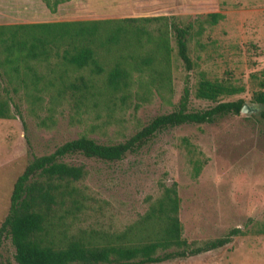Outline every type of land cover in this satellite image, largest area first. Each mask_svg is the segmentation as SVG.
<instances>
[{
  "label": "rangeland",
  "instance_id": "1",
  "mask_svg": "<svg viewBox=\"0 0 264 264\" xmlns=\"http://www.w3.org/2000/svg\"><path fill=\"white\" fill-rule=\"evenodd\" d=\"M50 13L40 0H0V25L170 16L190 25L187 43L192 69L187 72L188 106L198 110L213 103L194 98L201 76L242 89L217 101L241 100L251 111L211 124L181 125L155 135L136 154L103 163L80 156L86 178L77 184L88 208L72 229L121 231L145 212L162 185L176 184L181 237L192 245L223 236L232 228L243 235L213 251L157 264H264V235L253 233L264 223V106L250 101L264 91V0H73ZM222 16L215 24L206 15ZM170 92L144 93L116 102L111 113L88 114L61 103L30 105L13 97L22 121L0 119V222L6 214L12 183L32 155L51 152L67 140L85 135L99 142H121L177 103L186 71L170 40ZM0 82V86H4ZM110 116L108 117L107 115ZM199 170L195 175L193 166ZM6 241L3 264H16Z\"/></svg>",
  "mask_w": 264,
  "mask_h": 264
},
{
  "label": "trees",
  "instance_id": "2",
  "mask_svg": "<svg viewBox=\"0 0 264 264\" xmlns=\"http://www.w3.org/2000/svg\"><path fill=\"white\" fill-rule=\"evenodd\" d=\"M50 13L68 0H40ZM222 16L206 15L209 24ZM190 25L170 16L58 21L0 25V119L21 112L12 100L23 96L30 105L61 103L88 114H105L131 96L170 92L171 52L186 71L177 103L158 114L121 142H99L85 135L67 140L51 152L32 155L12 183L8 207L0 222L1 250L6 241L16 264H157L219 249L243 235L232 228L200 245L181 237L176 184L162 185L145 212L121 231L72 229L88 208L87 196L77 186L87 176L82 164L65 162L80 156L103 163L119 162L136 154L158 133L181 125L211 124L238 115L241 100L217 101L242 91L226 81L201 76L193 96L212 102L207 108L188 106ZM250 101L264 106V91ZM108 117L110 116L107 115ZM199 170L193 166L196 175ZM253 233L264 235V223Z\"/></svg>",
  "mask_w": 264,
  "mask_h": 264
},
{
  "label": "water",
  "instance_id": "3",
  "mask_svg": "<svg viewBox=\"0 0 264 264\" xmlns=\"http://www.w3.org/2000/svg\"><path fill=\"white\" fill-rule=\"evenodd\" d=\"M249 112H251V111L246 107V105L245 104H242V106H241V108L239 110V113L240 114H247Z\"/></svg>",
  "mask_w": 264,
  "mask_h": 264
},
{
  "label": "crops",
  "instance_id": "4",
  "mask_svg": "<svg viewBox=\"0 0 264 264\" xmlns=\"http://www.w3.org/2000/svg\"><path fill=\"white\" fill-rule=\"evenodd\" d=\"M68 3H69V4H70V3L73 4V3H75V1L71 0V1H69ZM47 22H58V21H47Z\"/></svg>",
  "mask_w": 264,
  "mask_h": 264
}]
</instances>
